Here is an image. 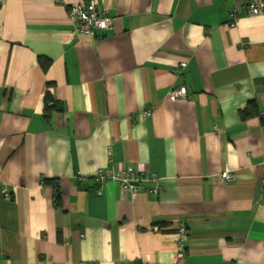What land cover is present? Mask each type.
<instances>
[{
    "label": "crops",
    "instance_id": "obj_1",
    "mask_svg": "<svg viewBox=\"0 0 264 264\" xmlns=\"http://www.w3.org/2000/svg\"><path fill=\"white\" fill-rule=\"evenodd\" d=\"M248 1L0 0V264H264V13L229 18ZM91 2L111 28L69 37ZM125 168L141 192L96 176Z\"/></svg>",
    "mask_w": 264,
    "mask_h": 264
},
{
    "label": "built area",
    "instance_id": "obj_2",
    "mask_svg": "<svg viewBox=\"0 0 264 264\" xmlns=\"http://www.w3.org/2000/svg\"><path fill=\"white\" fill-rule=\"evenodd\" d=\"M69 19L71 20L73 29L69 37L76 38L78 35L91 36L104 32L111 28L112 20L103 13H98L95 3L91 2L85 5H71L66 10ZM246 13L248 15L254 16L264 13V0H249L243 6L237 7L230 11V27L234 26L235 17L238 14ZM180 67H184L185 63H180ZM169 95L173 100H184L186 98V88L180 87L171 89ZM149 111L143 113V116H148ZM100 181H111L118 184L120 189L124 192L138 193L141 192L139 183L143 180L148 179V177L139 175L131 168H125L116 172L111 170L101 171L99 170L96 174ZM153 178V177H152ZM221 178L224 181H233L235 175L230 172H222ZM154 179V178H153ZM146 193L157 196L160 193L159 186L148 188ZM6 197H8L6 193ZM186 239L185 228L183 225L180 226L178 230V245H177V259L181 260L184 257L182 242Z\"/></svg>",
    "mask_w": 264,
    "mask_h": 264
},
{
    "label": "trees",
    "instance_id": "obj_3",
    "mask_svg": "<svg viewBox=\"0 0 264 264\" xmlns=\"http://www.w3.org/2000/svg\"><path fill=\"white\" fill-rule=\"evenodd\" d=\"M43 101V117L45 119H49L55 112L62 111V107L53 99V97L48 92L45 93Z\"/></svg>",
    "mask_w": 264,
    "mask_h": 264
}]
</instances>
